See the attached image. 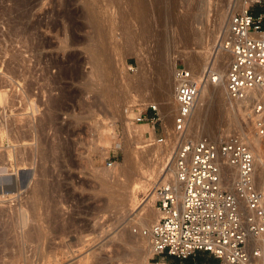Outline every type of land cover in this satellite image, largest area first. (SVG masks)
<instances>
[{"label":"rangeland","instance_id":"obj_1","mask_svg":"<svg viewBox=\"0 0 264 264\" xmlns=\"http://www.w3.org/2000/svg\"><path fill=\"white\" fill-rule=\"evenodd\" d=\"M236 2L233 0L234 5L228 10L227 20ZM134 3V0H0V154L8 160L12 158L11 162L7 160L0 164V176L16 179V172L30 171L32 183L38 176V170L44 166L51 170L52 176H47L49 182L54 185L60 183L63 187L48 190L42 199L41 210L52 214V204L55 203L60 220L76 219L75 227L69 228L65 239L74 250L68 245L57 247L58 240L50 234L42 247L45 251L43 256L36 253L32 261L23 260L21 264L218 263L205 251L187 258L174 255L153 257L151 243L147 239L144 248L135 251V242L142 236L147 237L143 232L147 227L140 226L132 218L142 211L154 183L172 163L177 142L174 129L170 130L173 134L167 132L163 116L160 128L157 124V134L165 135L168 141L163 144L148 142V137L153 135L146 133L148 129L143 130L133 120L132 113H125V107L161 100L157 98L146 102L140 99L142 88L135 85L138 84L137 77L144 74V81L148 79L146 83H152H147L150 87H158L161 78L158 69L162 65L160 56L170 50L178 47V55L188 50L197 52L209 49L208 59L200 63L196 71H202L213 60L223 30L216 34L219 36L216 43H206L208 40L200 41L192 37L184 42L177 24L189 15L192 29L199 32L206 30L207 25L212 27L218 19L219 10L226 0H218L215 4L211 2L204 9L189 7L187 0H147V14L137 13ZM256 9L264 7L257 6ZM92 14L100 22L99 43H93L96 30L91 21ZM175 32L180 33H177V39ZM172 40L179 41V46ZM96 44L100 46L106 66L105 74L98 79V86L103 88L101 92L88 84L92 71L90 54ZM182 60L185 61L184 58L177 60L181 61L180 66L183 65ZM168 65L171 66V63ZM141 76L139 79L143 78ZM170 76L175 79L173 71ZM173 94L175 99V85ZM225 102H222L221 111L223 108V112L228 110L232 115L230 120H227V116L220 123L219 132L204 126H199L195 133L191 130V140L203 135L217 137L229 131H241V128L246 136L250 134L252 125L246 119L244 102ZM252 143L258 158H264V138L253 139ZM146 146L156 147L160 152L155 163L161 167L158 176L132 199H129L128 189L106 192L103 184L113 186L120 179L111 167L124 164L128 158L132 159L136 151L146 149ZM21 155H26V158L15 163L21 159ZM136 167L141 171L142 159H137ZM30 182L19 191L12 192L4 202L0 201V206L24 204L27 201L25 190L31 186ZM259 182L257 174V184ZM116 204L124 207L117 208ZM27 214L30 216V212ZM9 237L7 235L4 239ZM128 237L132 239L131 242L124 244L123 240ZM4 239L0 247L3 243V250L11 249L2 250L6 253L1 254L7 258L10 255L8 251L13 252L15 246L8 242L10 238ZM27 246L32 247L30 244ZM50 248L52 252L56 251L49 252ZM45 253L48 255L45 256ZM49 253L50 256L54 255L49 257ZM3 257L0 264L3 263L1 259L5 260Z\"/></svg>","mask_w":264,"mask_h":264},{"label":"built area","instance_id":"obj_2","mask_svg":"<svg viewBox=\"0 0 264 264\" xmlns=\"http://www.w3.org/2000/svg\"><path fill=\"white\" fill-rule=\"evenodd\" d=\"M264 0H244L229 17L217 46L230 56L225 73L227 94L242 100L253 134L264 138ZM181 62V61H180ZM176 63L174 131H186L197 99L207 83L220 81L215 65L202 71ZM137 123H149L148 142L166 143L157 134L161 112L158 101L130 104ZM234 172L232 184L228 172ZM175 177L156 186L160 217L143 232L155 255L187 258L208 252L217 264H264V194L256 181V155L241 131L217 137L203 135L177 145Z\"/></svg>","mask_w":264,"mask_h":264},{"label":"bare ground","instance_id":"obj_3","mask_svg":"<svg viewBox=\"0 0 264 264\" xmlns=\"http://www.w3.org/2000/svg\"><path fill=\"white\" fill-rule=\"evenodd\" d=\"M134 1H135V3H134L135 7L134 8L136 9V12L139 14L140 13L141 14H145V13L147 14V12L149 10V5L147 3V0H134ZM217 1L218 0H212V1H210V0H187V5L189 7L193 6V7H199V8L204 9V8H207V6H209L211 2L212 3L214 2L213 4H215V2H217ZM233 5H234L233 0H226V4L223 6L222 9L219 10L220 13H219L218 19L215 20V23L212 24V27H209L207 25L208 29L202 30L200 32L197 30L195 31V29H192L191 26L189 25V22L191 20L189 15H186L185 18H183L181 21L178 20L177 22L180 21V23L177 24L179 26L177 30H179L181 35H183V37L185 39L184 42L190 41V37H192V39H199V40L205 39L206 41L208 40L206 43H208V42L209 43H213V42L216 43V40L219 37L216 34L218 32H220L221 30H223V34L225 32L226 26H227L228 21H229V19L228 20L226 19L228 16V10H230L229 8L232 7ZM243 6H244V0H237V2L235 3L234 10L239 9ZM234 10H231V13ZM91 21L94 24L93 26L95 27V30H96V33H95L96 37L94 36L93 43H97V42L99 43L98 36L100 35V30H101L99 27L100 22L98 23L97 19L95 18V16L93 14L91 15ZM169 25H170V23H169ZM170 28H172V27H170ZM177 30H175V31H177ZM175 33H176V35H175V37H176L178 32H175ZM180 33H178V34H180ZM170 36H172V35L170 34ZM222 36H220V39L218 40V42L216 44V49L214 51L213 60L208 63V64L215 65L216 68L219 70L220 81L217 83H207L204 86L203 90L201 91V93L197 99L195 108L193 110V113H192V116H191V119L189 121V124H188L186 131L182 134H179L177 132H176V134H174L176 137L177 145L184 140H191L190 136H189L190 135L189 132H191V130H192V132L195 133L197 130L200 129L199 126H204L205 128H208L209 130H213L214 132H216L215 130L218 129V126L221 125L220 123L225 118H227V116L229 117V119L227 118V120H230V117H232V115H230L227 112L228 110L226 111L227 113L223 112L224 108L221 111L223 101L225 102V100H228V102H230L228 104L235 103V102H238V103L243 102L242 100L231 99L227 94V89H226V85H225L224 80H225V73H226L225 69L228 68L230 56L228 54L223 53L222 50L220 49L221 47L217 50V46H219V42L222 39ZM176 39H177V37H176ZM199 40H197V41H199ZM173 41L174 40H172V42ZM177 42H179V41H176V44H177ZM201 44H202V42H201ZM201 44H200V46H201ZM186 45H185V49H187ZM203 45H204V43H203ZM174 48H175V46H174ZM176 48H178V47H176ZM176 48L172 49V50L169 49L170 51L166 55L164 53H163L164 55L161 53L163 56H160L161 57L160 60L162 61V65L161 66L159 65V69H158V74L161 76L160 81L158 83V87H155V88L150 87L149 85L152 83L149 81V82H147L148 84L150 83L148 85L146 83V81L148 79H146L144 81V77H143L144 74L143 73H142L143 74L142 76L139 75V77L141 76L143 78L139 79V77H137L138 78L137 79L138 84L135 85V87H137L139 89L142 88L141 89L142 94H140L142 96L140 99L146 100V102L150 101V100H157V98L161 99V100H159V102L161 103V111L160 112H162L161 116L164 117V125H165V128L167 129V132L169 133V135L173 132L170 130L174 129L173 116H174V113L177 109V104H176V101L174 99V94H173L174 85L176 88V80L172 79V77L170 76V73L172 71L174 73L175 66H176L177 60L179 58H184L186 61V65L189 68L196 71V68H198L200 63L204 62V60L206 62V60L208 59V57L210 55L209 49L207 51L206 50H199L197 52H194L192 50H188L185 52L181 51L182 53L177 55V52H176L177 49ZM174 52H176V54H174ZM90 56H91V60H92V62H91L92 63V71L90 72L91 78L88 81V84L90 87L93 86L95 90H98V92H101L103 90V88L98 86L99 85L98 79L100 78V76L102 74H105L104 68L106 66H105V60L102 58V52H101L100 46H97V44H96L95 49L92 50V53L90 54ZM170 63H171V66L168 65ZM155 86H157V85H155ZM142 102H145V101H142ZM225 105L227 107V104H225ZM127 120H129V119H127ZM227 122H225V124ZM140 125H141V128L143 130H147V129L152 130L151 124H149V123H145V122L139 123V126ZM251 125H252V129H251L250 134L247 135V139L250 142L252 149L256 155V181H257V174H258L259 181H260L259 182L260 187L258 186V188L264 194V158H262L261 156H260V158H258L259 155L257 153V150L255 149V146L252 143L253 139H262V138H260L259 136L252 133L253 132V124L251 123ZM222 130L223 129L221 128L220 131H222ZM241 131H242V128H241ZM152 146H153V144H152ZM159 146H161V145H159ZM176 149H177V146H176ZM176 149H175V154L173 156L172 163L169 165V167L166 169V171L161 175L159 180L156 181V183H154L153 188L151 189L148 197L146 198L147 201H146V204L144 205L142 211L136 217L132 218V221H133V219H135L140 224V226L142 225V226L149 227L155 220H157L160 217V211L156 207V199H157L156 186L159 183L165 181L166 178L169 176L175 177L174 158L176 155ZM20 153L22 154V152H20ZM159 154H160V152H158V148L149 147V146L148 147L146 146V149L136 151V153L133 154L132 159L128 158L124 164H116L115 166L111 167V169L120 177V179H117L115 181V185H113V186L103 184V186H104L103 188L108 193L113 192L115 189H118V190L122 189V188L128 189L129 199H132L140 189L146 187L148 185V183L151 182L153 180V178H156L158 176V174L160 173V170H161L160 164L158 166L155 165V163L159 159ZM23 155H24V153H23ZM25 156L24 157L22 156L21 159H18L17 162H15V163L18 164L21 161H23V159L26 158ZM27 156H29V155L27 154ZM162 156H163V154H162ZM138 158L142 159V161H143V167H142L141 171H138L136 169ZM7 160H8V158L5 155L0 154V164L6 163ZM10 160H12V158H9L8 161H10ZM16 170H14V171H16ZM50 171L51 170H49L47 168L45 169L44 166L41 167V169L38 170L37 178H35L32 183L30 182V179H29V177L31 176L30 171H22L20 174H18L19 172H16L17 173L16 179L12 176H0V201H2V202H4L5 199L7 198V196H9L12 192L19 191L23 186H25V184L28 181L31 183V186L30 187L27 186L28 188L25 190V193L27 195L25 198H27V201L24 204H21L18 206H12L11 205L9 207L0 206V243H1V241H3V239L7 235H10L11 236V237H9L10 241H8V242L11 243V246H15L13 252L8 251V254H10V255L7 256V258H6V256L3 257V254H5L6 252L3 253V251H7V250H11V249H9V248L7 249V247H6L7 245H5L6 248L5 247L4 248L7 250H3V247H2L3 243L1 244L0 258L3 257V259L8 260V261H5V260L2 261V259H1V262H3L2 264H21L23 260L32 261V259L34 258L33 256H35L36 253L43 256L42 254H43L44 250L42 247L44 246V242L47 239L48 235H50V234H52V236L55 240H58L59 244L56 242L58 244L57 247H60V246L63 247L65 245H68L69 247H70V245L72 246V244L66 242L65 239L68 236L67 234H69L68 233L69 228L71 230V226H72V228H73V226L75 227L74 224H76V219L73 217L68 218V220L66 218H64V219L62 218V220L66 219V222L63 221V223H62V220H60V215H58L59 210L56 207L57 205L55 206V203H54V205L52 204V208L54 207L53 208L54 211H52V214L46 213L48 211L45 212L44 210H41L42 209L41 207L43 206V205L41 206L42 199H44V197L46 196L45 194L48 192V190H51L52 187L54 190L61 189V187H63V186H60V183L57 185H54L52 183L53 184L52 185L51 182H49L50 180H48L47 176L49 177V175H51ZM234 176H235L234 172H232V171L228 172V174H227L228 183L232 184V180H233ZM9 182L10 183L12 182V184H10ZM259 184H257V185H259ZM125 192H126V190H125ZM119 199H121V198H119ZM116 205H117V208H118V206H120L121 208L124 207V205H120V204H116ZM46 208H48V207H46ZM156 209L158 210L159 214L156 212ZM125 211H126V209H125ZM27 212H30V216H28ZM132 221H129V222H132ZM141 238L142 239H140V238L138 240L136 239L137 241L135 240L136 241L135 243L137 245H136V250L135 249L134 250L136 252H139L144 248L146 239L149 240V242H150V238L148 235H147V237L142 236ZM8 239H4V240H8ZM130 239H131L130 237L125 238L123 240V243L124 244L130 243L131 242ZM5 242L6 241H4V244H5ZM10 243H7V244L10 245ZM27 244H30V246L32 245V247L27 246ZM69 247H67V248H69ZM151 247H152V245H151ZM34 248H35V250H34ZM71 248L72 247H70V249ZM53 249H57V248H53ZM49 250H51V248ZM49 250H46V251H49ZM60 250H61V248H60ZM152 250H153V248H152ZM55 251H53V252H55ZM125 251L123 252V254L125 253ZM49 252H52V250ZM1 253H3V254H1ZM128 254H130V253H128ZM44 255L46 256V255H48V253H45ZM52 256H50V253H49V257H52ZM142 256H144V254ZM37 261H38V259H37ZM145 261H146V259H145ZM143 264H146V263L143 262Z\"/></svg>","mask_w":264,"mask_h":264},{"label":"trees","instance_id":"obj_4","mask_svg":"<svg viewBox=\"0 0 264 264\" xmlns=\"http://www.w3.org/2000/svg\"><path fill=\"white\" fill-rule=\"evenodd\" d=\"M199 252V251H198ZM197 254V253H196ZM217 260V259H216ZM212 261V260H211ZM218 262V261H217ZM213 263V262H212ZM215 264V263H214Z\"/></svg>","mask_w":264,"mask_h":264}]
</instances>
